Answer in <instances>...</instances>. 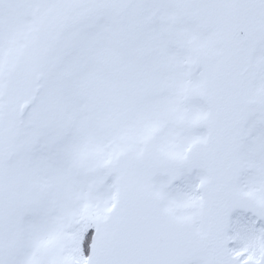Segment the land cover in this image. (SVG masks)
<instances>
[{
  "label": "snow or ice",
  "instance_id": "obj_1",
  "mask_svg": "<svg viewBox=\"0 0 264 264\" xmlns=\"http://www.w3.org/2000/svg\"><path fill=\"white\" fill-rule=\"evenodd\" d=\"M0 264H264V0H0Z\"/></svg>",
  "mask_w": 264,
  "mask_h": 264
}]
</instances>
